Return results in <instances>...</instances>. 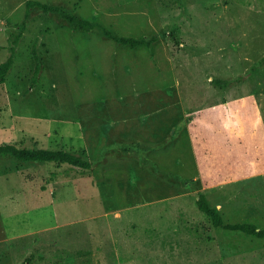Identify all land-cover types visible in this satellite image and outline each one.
Segmentation results:
<instances>
[{"label": "rangeland", "instance_id": "rangeland-1", "mask_svg": "<svg viewBox=\"0 0 264 264\" xmlns=\"http://www.w3.org/2000/svg\"><path fill=\"white\" fill-rule=\"evenodd\" d=\"M27 1L0 0V145L93 166L0 155V264H264L196 203L264 228V0H36L90 32Z\"/></svg>", "mask_w": 264, "mask_h": 264}, {"label": "trees", "instance_id": "trees-1", "mask_svg": "<svg viewBox=\"0 0 264 264\" xmlns=\"http://www.w3.org/2000/svg\"><path fill=\"white\" fill-rule=\"evenodd\" d=\"M26 6L27 9H30L32 7H39L45 12H53L59 14L70 24L73 30L90 32L96 27V24L94 22L87 19H78L74 15L64 12L57 6H51L36 0H28L26 2ZM104 34L117 43H120L123 46H128L130 48H136L142 45L149 46L154 39H138L134 37L115 36L108 30H104ZM13 62V57L9 56V58L5 62L0 64V82L4 81L8 71L13 65ZM261 62L264 63V58L261 60ZM84 153V150H82L81 154H76L65 150L19 147L17 145L9 143L0 145V155H11L15 159L22 162H48L55 164H67L82 172L90 170L93 166L92 162L83 157ZM196 203L198 209L208 217L215 228L222 229L226 232L240 233L257 238L259 240H264V228H259L251 222H225L218 209L210 205L208 199L204 194L199 195Z\"/></svg>", "mask_w": 264, "mask_h": 264}, {"label": "crops", "instance_id": "crops-1", "mask_svg": "<svg viewBox=\"0 0 264 264\" xmlns=\"http://www.w3.org/2000/svg\"><path fill=\"white\" fill-rule=\"evenodd\" d=\"M50 191H53V188H51ZM52 194H53V192H52ZM45 230H53V226L45 227L44 229H40L38 231L31 232V233H37V232H41V231H45ZM31 233H29V234H31Z\"/></svg>", "mask_w": 264, "mask_h": 264}]
</instances>
